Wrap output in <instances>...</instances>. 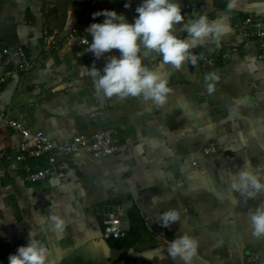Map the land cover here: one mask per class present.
<instances>
[{"label":"crops","instance_id":"obj_1","mask_svg":"<svg viewBox=\"0 0 264 264\" xmlns=\"http://www.w3.org/2000/svg\"><path fill=\"white\" fill-rule=\"evenodd\" d=\"M98 1L0 0V50L23 47L43 58L37 69L16 73L3 85L0 108L54 139L113 127L127 145L123 153L98 159L78 155L68 169L31 183L24 179V165L37 169L47 157H29L14 167L24 152L21 144L34 141L0 123V152L10 155L0 157V262L8 264L31 231L48 246L50 264H180L167 255V245L183 233L199 240L194 264H264V236L253 235L249 219L264 194L246 199L231 192L227 179L243 160L264 172V59L258 43L239 30L247 15H264V0H179L196 3L183 13L185 22L207 14L223 19L231 31L218 43L192 49L196 62L180 69L143 49L145 63L165 74L172 88L161 107L98 94L84 69L102 70L118 50L88 60L77 56L78 40H65L67 33L94 23L87 12ZM46 29L54 39L51 49L44 45ZM212 56L218 60L206 63ZM6 68L0 61V75ZM212 140L226 150L209 157L203 147ZM153 196L160 198L155 206ZM117 198L127 205L128 228L125 236L107 240L103 221ZM168 208H178L181 221L162 228L157 216ZM52 215L65 221L63 232L54 229ZM255 252L259 260L249 263L247 256Z\"/></svg>","mask_w":264,"mask_h":264},{"label":"clouds","instance_id":"obj_2","mask_svg":"<svg viewBox=\"0 0 264 264\" xmlns=\"http://www.w3.org/2000/svg\"><path fill=\"white\" fill-rule=\"evenodd\" d=\"M135 12L137 15L132 22L115 10L93 14V19L103 16L104 20L91 23L87 28L91 36L90 42L84 40L88 45L87 52L97 59L113 50H118L119 54L110 55L102 70L92 66L85 67L84 71L94 82L98 94L109 98L114 95L141 98L161 107L167 103L172 88L165 74L145 63L143 49L158 53L162 64L180 69L187 62H196L197 56L192 49L210 40L218 43L231 29L223 19H210L207 14L185 22L179 0H142ZM181 32L186 33V38L180 35ZM227 179L231 192L246 199L264 194V172L258 171L251 160H243L238 170L228 173ZM159 202L158 196L152 197V205ZM238 203L232 196V204ZM249 219L253 235L264 236V203L250 213ZM50 220L57 232H63L67 227L58 215H52ZM180 221V210L168 208L157 216L156 223L162 228H170ZM199 247L195 236L183 233L169 241L167 255L180 264H194L199 258ZM8 264H50L49 248L30 231L28 243L9 255Z\"/></svg>","mask_w":264,"mask_h":264},{"label":"built area","instance_id":"obj_3","mask_svg":"<svg viewBox=\"0 0 264 264\" xmlns=\"http://www.w3.org/2000/svg\"><path fill=\"white\" fill-rule=\"evenodd\" d=\"M142 0H125L116 1L112 4H106L103 0L96 2L91 7L87 16L93 22H103V16H97L93 19V14L101 12L103 10H115L119 14H123L129 22H132L137 15L135 9L140 5ZM129 5L125 7V5ZM183 13L196 6V3H180ZM247 38L253 39L258 43V53L261 59H264V15L263 14H249L245 17L242 25L239 28ZM44 45L51 49L53 48L54 39L49 30L44 31ZM78 40L79 49L77 56L80 58H86L88 60H98L91 52H87L88 45L84 43V40L91 41V36L86 31V25L82 31L69 32L65 35L67 43H71L73 40ZM237 50L236 48L233 49ZM114 51V50H113ZM112 51V52H113ZM110 53H106L109 55ZM223 57H229L228 52L222 54ZM101 57V58H103ZM218 56L206 57L205 62L208 64L214 63ZM100 58V59H101ZM218 60V59H217ZM0 61L6 65L5 72L0 75V89L5 83L16 73H30L41 66L43 61L42 57L30 56L26 49L23 47L10 48L3 47L0 50ZM93 113V115L98 114ZM0 123L7 125L13 129L21 132L24 136L33 138V145L28 142L21 144L22 149L17 154L13 166H17L18 161L27 160L29 157L39 158L47 157V163L44 166L32 169L29 165H24L25 173L24 179L31 183H37L45 180L55 171L68 169L70 167V161L75 159L78 155L87 154L95 159L102 158L104 156H110L118 153H123L127 150V145L117 140V129L113 127H103L93 131L90 134H73L69 137L58 140L51 138L46 132L37 130L31 131L26 125L25 121L15 119L11 116V113L0 108ZM204 154L211 157L221 152L220 143L216 140H212L203 147ZM9 156L6 151L0 152V157ZM60 157H63L60 160ZM3 183V179L0 176V186ZM127 212V205L124 203H116L113 211L108 213L103 221V236L107 240L119 239L126 234L128 225L124 219ZM260 254L255 252L247 256L249 263L258 261Z\"/></svg>","mask_w":264,"mask_h":264},{"label":"water","instance_id":"obj_4","mask_svg":"<svg viewBox=\"0 0 264 264\" xmlns=\"http://www.w3.org/2000/svg\"><path fill=\"white\" fill-rule=\"evenodd\" d=\"M122 200H123L122 198H117V199H114L113 202H114V203H117V202H121ZM109 208H110V209H109V210H110L109 213H110V212L113 211L114 206L111 205V206H109ZM107 210H108V209H107V207H106V208H105V211L107 212Z\"/></svg>","mask_w":264,"mask_h":264},{"label":"rangeland","instance_id":"obj_5","mask_svg":"<svg viewBox=\"0 0 264 264\" xmlns=\"http://www.w3.org/2000/svg\"><path fill=\"white\" fill-rule=\"evenodd\" d=\"M220 146H221V152H223L224 150H226V147H224L221 143H220Z\"/></svg>","mask_w":264,"mask_h":264}]
</instances>
